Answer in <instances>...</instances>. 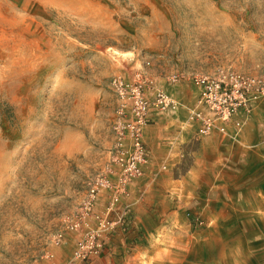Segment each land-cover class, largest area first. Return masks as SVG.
Masks as SVG:
<instances>
[{
    "label": "rangeland",
    "instance_id": "374dc122",
    "mask_svg": "<svg viewBox=\"0 0 264 264\" xmlns=\"http://www.w3.org/2000/svg\"><path fill=\"white\" fill-rule=\"evenodd\" d=\"M221 70L264 75V0H0V264L68 262L83 234L68 222L96 185L108 264H264V99L205 134L203 107L173 95ZM119 78L151 102L123 192L100 185L118 181L116 127L132 118ZM158 91L175 106L158 110ZM155 112L196 129L152 146L161 178L131 200Z\"/></svg>",
    "mask_w": 264,
    "mask_h": 264
},
{
    "label": "built area",
    "instance_id": "2783aa9c",
    "mask_svg": "<svg viewBox=\"0 0 264 264\" xmlns=\"http://www.w3.org/2000/svg\"><path fill=\"white\" fill-rule=\"evenodd\" d=\"M115 83L121 98L130 100L132 118L120 121L116 127L120 152L113 161L119 167L117 170L118 181L112 186L109 180L103 178L100 185L111 187L117 192H123L130 180L143 173V165L147 159L143 143V129L147 123L151 102L143 93L141 84L128 83L121 78L116 79ZM192 83L199 91L197 102L203 107V110H194L192 117L203 122L200 131L205 134L213 130L216 121L225 123L241 110L250 115L255 104L264 99V75L221 70L215 74L197 75L193 78ZM153 103L158 110H166L173 108L176 102L168 94L158 91ZM221 130H225L224 126L221 127ZM99 189L97 185L91 188L79 215L68 222V231L82 230L83 234L76 241L71 259L64 264L88 262L102 252L103 236L114 222L106 217H101L94 211ZM117 201L118 197L115 195L109 209H112ZM93 217L98 224L94 228L90 227V218ZM64 241L65 234L62 232L57 234L56 244L60 245Z\"/></svg>",
    "mask_w": 264,
    "mask_h": 264
},
{
    "label": "crops",
    "instance_id": "0c3cea01",
    "mask_svg": "<svg viewBox=\"0 0 264 264\" xmlns=\"http://www.w3.org/2000/svg\"><path fill=\"white\" fill-rule=\"evenodd\" d=\"M173 95L182 103L181 107L184 108L186 111L187 110L186 108H188L187 106H191L197 101V98L199 96V91L195 87H188V88H182L180 93L175 92ZM194 129H196V126H192V127L183 126V124H179L175 121H167L165 123H162L160 119V114L157 112L153 113L152 122L147 125L144 132V140L146 142L147 149L150 153V157L153 160V164H151L150 168L149 166H147L148 168L145 167L143 178L139 179L129 189L130 190L129 193L131 194V200L134 199L135 192L138 195L144 194L145 191L155 186V184L157 183L156 182L157 178L159 179L161 178L159 177L160 172L156 170V167L154 166V161L157 162L158 158L154 156L152 146H154L155 144H159V142L165 139L167 143L169 142L168 146L177 145L179 141L182 140H184L185 142L190 141L194 134ZM212 138L218 139L219 142L221 139H223L218 134V131L213 132L208 139H212ZM174 147L175 146H173V148ZM163 175H164L163 177H168L171 174L166 173ZM158 182L163 183L162 180ZM107 202H108L107 197L106 196L103 197L100 200V203L97 205L98 206L97 208H101L102 205L103 206L106 205ZM103 252L99 256L94 258L95 260L93 259L85 264H108L107 262L103 261L104 256L100 257L103 254Z\"/></svg>",
    "mask_w": 264,
    "mask_h": 264
}]
</instances>
